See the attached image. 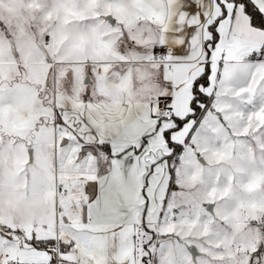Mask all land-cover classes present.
Segmentation results:
<instances>
[{
	"label": "snow or ice",
	"instance_id": "obj_1",
	"mask_svg": "<svg viewBox=\"0 0 264 264\" xmlns=\"http://www.w3.org/2000/svg\"><path fill=\"white\" fill-rule=\"evenodd\" d=\"M0 264H264V0H0Z\"/></svg>",
	"mask_w": 264,
	"mask_h": 264
}]
</instances>
